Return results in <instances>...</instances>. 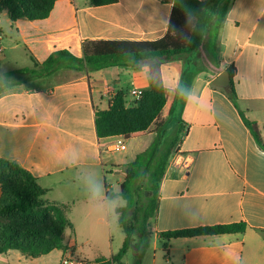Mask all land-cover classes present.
<instances>
[{"label":"crops","instance_id":"crops-1","mask_svg":"<svg viewBox=\"0 0 264 264\" xmlns=\"http://www.w3.org/2000/svg\"><path fill=\"white\" fill-rule=\"evenodd\" d=\"M89 2L59 0L48 19L29 21V30L20 28L25 26L21 21L27 20L12 22L6 13L0 15L11 29L6 34L0 27V75L7 78L8 87L0 94V159L15 161L33 174L47 190L46 202L68 206L73 233L79 216L91 229L112 219L117 222L105 205L112 198L108 195L121 192L125 179L114 180L120 186L115 191L107 174L111 172L114 179L126 176V165L145 152L160 132L151 128L143 137L100 139L96 131V111L108 109L110 98L119 91L126 94L127 105L132 103L131 91L149 89V71L146 66L90 73L63 68L39 76V65L58 50L82 58L86 41L160 40L167 34L174 6L173 0H118L105 6ZM175 61L181 66L180 75L164 65L162 76L175 96L174 111L176 102H183L184 132L177 151L193 162L185 169L170 159L158 212L149 222L152 264H264V150L225 89L212 84L229 68L235 70L230 86L264 143V0H232L223 20L219 14L214 16L198 53ZM179 84L181 92L174 94ZM185 85L191 94L181 98ZM166 114L168 120V109ZM111 145L131 150L119 159L109 151ZM91 180L103 185L96 201L88 197ZM241 222L247 228L239 234L160 237L162 232ZM60 252L59 264L68 254ZM0 256V264L50 263L48 255L36 260L14 252Z\"/></svg>","mask_w":264,"mask_h":264},{"label":"trees","instance_id":"trees-1","mask_svg":"<svg viewBox=\"0 0 264 264\" xmlns=\"http://www.w3.org/2000/svg\"><path fill=\"white\" fill-rule=\"evenodd\" d=\"M58 1L0 0V15L6 13L12 22L43 21L51 16ZM117 1L90 0L89 3L91 6H105ZM231 1L227 0L220 12L212 13L220 0H173L174 6L164 38L152 42L86 41L83 44L82 58H77L68 50H58L39 65L41 68L38 75L49 76L63 68L90 73L112 67L139 69L146 66L150 87L143 92L141 100L127 105L126 94L119 91L112 97L108 109L96 111L95 119L97 136L100 139L114 136H123L126 139L143 137L153 125L161 127L158 121L164 110L168 109L171 113L167 122L171 124L174 121L172 113L175 96H172V92L164 84L162 67L171 65L180 75L181 66L175 59L198 53L207 27L216 14H219L221 20L226 17ZM32 59L35 61L33 57ZM234 71L233 68L228 69L231 76ZM7 88V78L0 75V94ZM181 88L182 85L179 84L174 94L178 90L181 92ZM225 91L258 145L264 150L260 130L239 108L234 86ZM182 123V119L176 121L175 135L169 139L164 138V133L158 131L152 145L139 154L134 162L126 165L125 180L121 184V192L116 195L123 194L127 201V206L119 210V224L126 235L123 246L110 259L102 257L86 264H125L124 258L130 249H134L136 253L135 264H142L150 248L152 231L149 222L157 215L161 182L181 141L184 132ZM144 182L147 201L134 215V221H129L128 212L132 208L133 196ZM0 188V254L14 252L29 260H36L54 251L66 252L71 249L64 240L65 232L73 229L67 216L68 206L46 202L44 198L47 190L39 185L33 174L15 161L0 159ZM246 228L247 225L241 222L162 232L160 237L171 240L239 234L245 232Z\"/></svg>","mask_w":264,"mask_h":264},{"label":"rangeland","instance_id":"rangeland-1","mask_svg":"<svg viewBox=\"0 0 264 264\" xmlns=\"http://www.w3.org/2000/svg\"><path fill=\"white\" fill-rule=\"evenodd\" d=\"M227 0H220V2L217 4V6L215 7V9L212 11V13L214 12H220L222 6L224 5V3ZM22 24H24L25 26H20V28L22 29L23 27H26L25 29L29 30L30 23L29 21H21ZM0 27L2 28V30L6 33L9 34L11 32L10 26L5 23L4 18L0 19ZM16 25H14V29H16ZM15 31V30H14ZM10 43H6L7 46H9ZM22 48H24V46H22ZM22 52V51H21ZM128 100H132V97H128ZM134 102V100H133ZM133 102L130 103V105H133ZM182 105V101H178L176 103V110L174 111V114L172 116V119H174L173 123H169V121L167 122V114H166V110L163 111L159 121H162V125L161 127H156V125H153L152 131L155 132L156 130L160 131L161 133H164V138H171L174 137L175 135V126L174 124L176 123V121L178 119H181V111H180V107ZM131 148L129 146L127 151H119L115 153V156L120 158H123L126 156V154H128L130 152ZM177 156V152L174 153V155L172 156V161L171 163L173 164L174 162V158ZM108 170L111 169V167L108 165L107 166ZM108 177L109 179V183L116 185L115 181H123L125 179V176H116L115 179L111 176V172H108ZM139 183H137L136 186H138ZM146 182L141 183L140 187L138 188V190L135 192L134 196H133V201L131 202V209L128 212V220L129 221H134V215L137 213V211L139 210V208H141L147 201V196L148 194L146 193ZM114 190L115 191H120V186H114ZM127 206V204H126ZM75 225V232H71L70 230L65 232L64 235V240H65V244L69 245V247L71 248L70 250L67 251V256L65 258H75L78 260H82V261H86V262H94L96 261V259L101 258V257H105V258H111L113 254H117L119 252V250L122 248L124 240H125V233L124 230L121 228V226L117 225V222H115L113 219L110 221V224L108 223H103L99 228H88L87 226H85L84 222L82 221L81 217L79 216V218H76V221L74 223ZM137 237L135 236V239ZM152 242L153 239H150V247L151 249H149V255L148 257H144L142 260V264H152ZM77 251V253L75 252V250ZM65 252V251H64ZM61 252L60 251H55L52 252L51 254H49L46 258H49L50 263L48 264H59L58 260H59V256H60ZM82 254L84 256V258L80 255ZM159 256H163L164 252H163V248H162V244L159 243V251H158ZM2 259L3 256H0ZM65 258H61V262L62 259ZM29 260H23L22 263H25ZM136 261V253L134 251V249H130L127 253V255L124 258V263L125 264H135ZM8 261H6L7 264ZM61 264V263H60Z\"/></svg>","mask_w":264,"mask_h":264},{"label":"clouds","instance_id":"clouds-1","mask_svg":"<svg viewBox=\"0 0 264 264\" xmlns=\"http://www.w3.org/2000/svg\"><path fill=\"white\" fill-rule=\"evenodd\" d=\"M191 94V89L185 85L181 98L187 97ZM103 185L101 183H98L95 180H91L89 182L88 186V197L90 200L96 201L99 200L102 195ZM127 204V201L125 200L123 194H120L119 196H114L111 199L106 200V209L109 213L115 214L117 216V225L119 226V210L123 209Z\"/></svg>","mask_w":264,"mask_h":264},{"label":"built area","instance_id":"built-area-1","mask_svg":"<svg viewBox=\"0 0 264 264\" xmlns=\"http://www.w3.org/2000/svg\"><path fill=\"white\" fill-rule=\"evenodd\" d=\"M130 95L135 99L134 102L140 101L143 95V91L133 90L130 92ZM111 103H112V97L110 98L109 106L111 105ZM125 148H126L125 145H111L109 147V151L118 152L125 150ZM178 151H177V156L174 158L173 164L176 166L183 167L185 169H189V167L193 162V158L190 156L184 157L182 155H179ZM61 264H86V261L78 260L75 258H65L62 260Z\"/></svg>","mask_w":264,"mask_h":264},{"label":"water","instance_id":"water-1","mask_svg":"<svg viewBox=\"0 0 264 264\" xmlns=\"http://www.w3.org/2000/svg\"><path fill=\"white\" fill-rule=\"evenodd\" d=\"M230 73L228 71L223 72L221 75H219L214 81L213 86L221 89H228L230 87Z\"/></svg>","mask_w":264,"mask_h":264}]
</instances>
